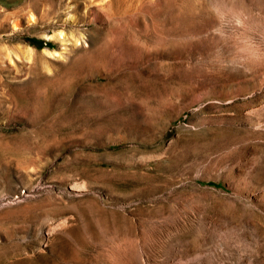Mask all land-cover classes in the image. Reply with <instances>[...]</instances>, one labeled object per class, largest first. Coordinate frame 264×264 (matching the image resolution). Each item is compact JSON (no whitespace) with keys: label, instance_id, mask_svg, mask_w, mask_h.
I'll use <instances>...</instances> for the list:
<instances>
[{"label":"rangeland","instance_id":"obj_1","mask_svg":"<svg viewBox=\"0 0 264 264\" xmlns=\"http://www.w3.org/2000/svg\"><path fill=\"white\" fill-rule=\"evenodd\" d=\"M0 264H264V0H0Z\"/></svg>","mask_w":264,"mask_h":264},{"label":"bare ground","instance_id":"obj_2","mask_svg":"<svg viewBox=\"0 0 264 264\" xmlns=\"http://www.w3.org/2000/svg\"><path fill=\"white\" fill-rule=\"evenodd\" d=\"M30 20H31V23H35L36 22V20H35V17L34 16H31V18H30ZM14 28H16V26L14 27L13 26V29ZM156 30V29H155ZM146 34V33H145ZM160 34V33H159ZM148 35H151L150 33L148 34ZM47 37H53V36H55L56 38H58L59 40H62V39H64V34H63V32L62 31H59V32H57L55 35H50V34H47L46 35ZM154 36H147V38H153ZM158 39L159 40H161L162 39V37H158ZM141 46H142V44H140ZM144 47V46H143ZM26 49H27V51H28V53H30V51H31V47L28 45V46H26ZM44 51H45V53L46 54H48V55H50V56H56V55H59V54H57V52L56 51H54V50H50V49H44ZM26 55V54H25ZM29 56V55H28ZM26 57V56H25ZM28 58V57H27Z\"/></svg>","mask_w":264,"mask_h":264}]
</instances>
